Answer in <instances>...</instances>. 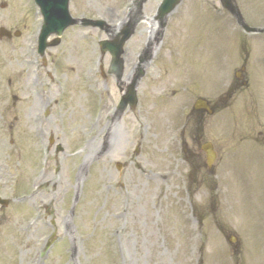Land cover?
I'll return each instance as SVG.
<instances>
[{
	"label": "rangeland",
	"instance_id": "rangeland-1",
	"mask_svg": "<svg viewBox=\"0 0 264 264\" xmlns=\"http://www.w3.org/2000/svg\"><path fill=\"white\" fill-rule=\"evenodd\" d=\"M134 1L71 0L70 11L116 27ZM140 2L144 22L125 47V80L162 0ZM237 2L246 22L264 29V0ZM35 12L31 0H0V28L16 35L0 40V196L10 200L0 209V264H264V136L255 148L251 120L256 107L264 132V35L244 33L219 0H183L158 38L137 112L114 124L109 141L120 94L99 71L109 68L99 47L108 35L68 29L38 76L36 51H27L37 49ZM200 96L220 97L203 122L189 115ZM181 135L213 143L214 183L192 185L193 172L210 177L206 157L193 144L186 159ZM51 139L64 150L42 179L41 147Z\"/></svg>",
	"mask_w": 264,
	"mask_h": 264
},
{
	"label": "water",
	"instance_id": "water-1",
	"mask_svg": "<svg viewBox=\"0 0 264 264\" xmlns=\"http://www.w3.org/2000/svg\"><path fill=\"white\" fill-rule=\"evenodd\" d=\"M43 11L46 13L47 20L44 26V31L42 35V54H44L45 50L50 46H56L59 43V40L52 45L47 43V39L53 35L57 34L61 36L64 31L70 26L75 25L77 22L70 17L69 14V0H39ZM182 0H165L164 5L161 9V19L167 18L175 8L181 3ZM223 7L229 11L239 22V24L244 28V30L248 33H256L257 30L251 29L248 25H246L235 0H221ZM85 24H92L94 26H99L103 28V24H95L91 22H84ZM135 26H131L123 33L122 39L118 40L116 43L109 45L108 42L105 44V49L109 50L113 57V63L111 70L115 75L122 77L124 70V62L121 59L123 54V47L125 43L133 36ZM4 34V32H3ZM135 85L133 84L130 92V98L133 99V103L135 104Z\"/></svg>",
	"mask_w": 264,
	"mask_h": 264
},
{
	"label": "bare ground",
	"instance_id": "bare-ground-1",
	"mask_svg": "<svg viewBox=\"0 0 264 264\" xmlns=\"http://www.w3.org/2000/svg\"><path fill=\"white\" fill-rule=\"evenodd\" d=\"M154 30H156L157 29V26H155L154 28H153ZM96 141V140H95ZM94 144L92 145V146H89L88 148H86V150H88V151H92V149H94Z\"/></svg>",
	"mask_w": 264,
	"mask_h": 264
}]
</instances>
